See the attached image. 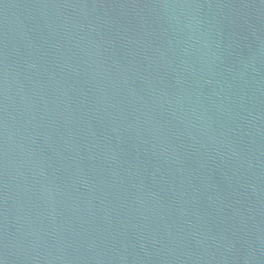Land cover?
I'll return each mask as SVG.
<instances>
[{
    "label": "water",
    "instance_id": "obj_1",
    "mask_svg": "<svg viewBox=\"0 0 264 264\" xmlns=\"http://www.w3.org/2000/svg\"><path fill=\"white\" fill-rule=\"evenodd\" d=\"M0 264H264V0H0Z\"/></svg>",
    "mask_w": 264,
    "mask_h": 264
}]
</instances>
